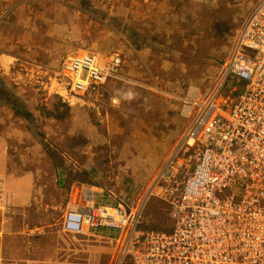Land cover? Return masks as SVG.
<instances>
[{
	"label": "rangeland",
	"instance_id": "obj_1",
	"mask_svg": "<svg viewBox=\"0 0 264 264\" xmlns=\"http://www.w3.org/2000/svg\"><path fill=\"white\" fill-rule=\"evenodd\" d=\"M3 1L0 264H120L113 243L61 230L71 185L144 201L140 228L171 229L160 188L147 192L170 158L174 180L194 164L185 98L214 80L260 0ZM83 51L118 52L121 70L74 95L61 63Z\"/></svg>",
	"mask_w": 264,
	"mask_h": 264
},
{
	"label": "built area",
	"instance_id": "obj_2",
	"mask_svg": "<svg viewBox=\"0 0 264 264\" xmlns=\"http://www.w3.org/2000/svg\"><path fill=\"white\" fill-rule=\"evenodd\" d=\"M121 64L118 52L101 62L83 51L64 59L61 72L81 95L116 78ZM184 106L190 117L182 144L194 150V164L174 180L170 158L147 192L160 188L171 229L140 228L144 201L76 182L61 230L113 243L120 264H264V0L244 19L214 80L202 95L189 92Z\"/></svg>",
	"mask_w": 264,
	"mask_h": 264
},
{
	"label": "crops",
	"instance_id": "obj_3",
	"mask_svg": "<svg viewBox=\"0 0 264 264\" xmlns=\"http://www.w3.org/2000/svg\"><path fill=\"white\" fill-rule=\"evenodd\" d=\"M15 1H16V0H15ZM15 1H14V2H15ZM4 2H5V0L3 1V3H4ZM128 7H130V6L127 5V6L125 7V9H128ZM119 8H120V5H119ZM118 10H119V9H118ZM118 10H116V12H119ZM128 10H129V9H128ZM115 14H116V13H115ZM116 15H118V14H116ZM0 17L2 18V17H4V16L0 14ZM4 18H5V17H4ZM6 63H7V62H6ZM3 65H4V64H3ZM6 65H7V64H6ZM109 80H112V79H109ZM5 179H6V180H9V178H5ZM26 188H27V187H26ZM26 188H24L23 190H25ZM2 193H3V192H2ZM86 238H93V240H97V239L100 238V236H97V235L94 236V234L89 233L88 236H86Z\"/></svg>",
	"mask_w": 264,
	"mask_h": 264
},
{
	"label": "trees",
	"instance_id": "obj_4",
	"mask_svg": "<svg viewBox=\"0 0 264 264\" xmlns=\"http://www.w3.org/2000/svg\"><path fill=\"white\" fill-rule=\"evenodd\" d=\"M6 101H7V100H6ZM8 103H9V104L11 103V105H12V107H13V103H12L11 101H8ZM15 112L21 114L19 110H16V109H15Z\"/></svg>",
	"mask_w": 264,
	"mask_h": 264
},
{
	"label": "bare ground",
	"instance_id": "obj_5",
	"mask_svg": "<svg viewBox=\"0 0 264 264\" xmlns=\"http://www.w3.org/2000/svg\"><path fill=\"white\" fill-rule=\"evenodd\" d=\"M8 61V60H7ZM185 115V114H184ZM170 160V159H169Z\"/></svg>",
	"mask_w": 264,
	"mask_h": 264
}]
</instances>
